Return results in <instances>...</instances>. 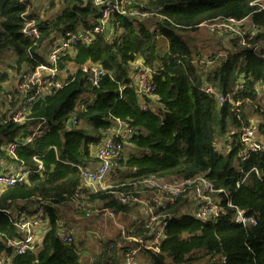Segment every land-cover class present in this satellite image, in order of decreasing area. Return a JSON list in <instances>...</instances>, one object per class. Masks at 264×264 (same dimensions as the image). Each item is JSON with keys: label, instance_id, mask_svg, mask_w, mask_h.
Here are the masks:
<instances>
[{"label": "trees", "instance_id": "obj_1", "mask_svg": "<svg viewBox=\"0 0 264 264\" xmlns=\"http://www.w3.org/2000/svg\"><path fill=\"white\" fill-rule=\"evenodd\" d=\"M20 1L0 0V54L13 51L12 75L32 69L38 51L55 36L76 27L93 29L97 24L98 9L84 0H61V12L48 19L30 9L29 17L35 19L40 32L33 46L20 33V15L24 11ZM252 1L128 0V8H138L152 16L113 17L108 36L96 35L89 44L78 42L71 54L62 57L56 77L61 87L35 101L23 125L7 120L6 114L0 119V165L3 161L17 162L33 171L38 162L41 164L40 172L0 192L3 264H84L64 207L86 219L89 217L84 211L75 208L76 203L86 202L122 218L133 212L134 206L118 201L120 192L145 190L146 198L152 200L144 184L146 179L198 176L221 190L216 196L222 198L224 214L205 220L194 218L185 212L191 208L187 193L160 203L158 213L171 215L165 237L157 252L141 250L138 264H219V257L224 264H264V148L244 160L240 157L243 127L254 123L259 139L264 141V58L254 51L256 45L264 43V10L252 12ZM52 4L44 12H50ZM229 17L248 18L244 45L239 44V38L221 36L225 41L219 47L220 55L190 47L187 40H194L192 34L199 32L198 24ZM84 67L101 68L105 75L92 85ZM139 68L150 70L155 87L151 95L141 98L136 94L134 78ZM11 76L0 74V96ZM205 85L223 96L221 105L213 95L204 93ZM141 101L148 104L147 111L140 107ZM154 104L161 106L158 113L151 108ZM117 121L134 128L125 145L131 153L115 160L112 188L80 199L84 186L78 167L95 163L96 142L109 136ZM42 122L45 134L31 143H19L14 158L10 157L6 145L31 135ZM242 178L244 183L237 187ZM227 201L232 207H227ZM38 207L43 211L42 220L47 222V232L37 251L16 255L8 247V240L22 239L24 234L4 212L12 217L20 211L33 216ZM235 209L242 210L255 223H235ZM58 220L63 222L62 227H58ZM119 222L120 227L127 224L126 229L123 226L125 235L120 230L101 240L92 264H124V253L135 246L128 239L149 238L141 216H124ZM58 230L71 232L73 241L62 244L57 238Z\"/></svg>", "mask_w": 264, "mask_h": 264}, {"label": "built area", "instance_id": "obj_2", "mask_svg": "<svg viewBox=\"0 0 264 264\" xmlns=\"http://www.w3.org/2000/svg\"><path fill=\"white\" fill-rule=\"evenodd\" d=\"M39 0H21L20 3L24 7L21 13V35L32 41L33 46L40 37L39 29L36 25L35 19L29 17V11ZM91 3L93 7L98 9L97 24L93 29H83L76 27L73 30H66L63 33L55 36L43 50L38 51V58L34 59L35 66L32 69H22L20 73L13 74L15 82L6 83L4 85L5 92L0 96V119H3L6 114L7 120L23 125L26 121V116L30 110L31 105L45 96L51 94L53 91L59 89L61 84L56 80L59 75V62L65 54H71L74 51L78 42L89 44L96 35H109V24L114 20L116 15L119 17H140L147 18L151 14L141 13L138 8H128V0H84ZM254 8L252 12H259L264 10V0H254L249 4ZM248 22V18H215L213 20L205 21L196 26L199 32H206L218 37L226 36L232 38H239V44L244 45V36L247 35L248 29L244 23ZM249 24V23H248ZM262 44V43H260ZM260 44L256 45L254 51L262 55L264 58V49L260 48ZM264 45V43H263ZM47 48V51L44 50ZM218 55L221 54L219 51ZM206 63L207 60L205 61ZM84 71L90 73V81L92 85H97L99 79L105 75V71L101 68L91 67ZM150 70L148 68H139L135 73L136 80V94L139 98L145 95H151L155 87L150 81ZM237 89H240L238 85ZM17 92L13 97L10 92ZM204 93L213 95L214 99L219 105L224 102L223 96L213 87L204 86ZM4 105V108H2ZM238 105V103H237ZM140 107L147 111L149 106L144 101L140 102ZM70 121H68L69 124ZM74 124V121H71ZM44 123L36 125L32 129V134L26 138H17L15 142L8 143L5 147L7 154L14 158V151L19 143H31L39 136L45 134L43 128ZM134 128L128 123L117 121L111 134L105 138L98 140L94 146L95 163L86 167H78L82 184L84 186L83 193L79 194V198H85L88 193H96L100 190H109L111 186L105 185L109 178H113L116 174L115 160L119 159L125 153V145L132 137ZM240 157L242 160L246 159L249 154L263 150L264 141L259 139L255 124L249 123L248 126L242 128L240 133ZM37 160V158H35ZM2 160H0L1 162ZM38 161V160H37ZM11 170H4L0 172V192L6 187L14 186L15 184L23 182L29 174L41 171V164L38 162L37 170H30L23 166L22 163L13 162ZM257 177L258 172L252 169ZM250 171V172H251ZM245 181L242 178L237 182L236 186L240 187ZM147 189L152 193V200L149 198L139 197L136 194L127 192H120L117 196L118 201L122 203H129L132 205H139L140 210L145 221V228L148 230L149 238L142 239H128V241L135 244L134 248L128 249L123 256L124 264H136V254L141 250L158 251V247L165 237L167 222L170 219V214L161 215L158 213L160 203L164 201H172L187 193L191 200V208L185 212H189L194 218L205 220L216 218L224 214V209L221 207L222 198L217 197V193H222L213 187L211 182L201 176L191 179H159L149 178L144 181ZM139 191V190H138ZM145 191V190H140ZM146 192V191H145ZM109 193H111L109 191ZM227 207H232L231 203L227 201ZM75 208L82 209L86 217H91L96 214H105L109 218L115 217L113 211L107 208H93V205L86 202L76 203ZM4 215L9 219L11 224L24 234L22 239L8 240V247H10L14 254L21 255L26 252H35L39 249L42 241L40 229L43 225L47 226V222L42 220L43 211L40 207L36 210L33 216H29L26 212L20 211L10 215L8 211ZM233 220L235 223L247 226L255 223L254 219L247 217L240 209H235L233 213ZM58 227L63 226L61 220L57 221ZM123 235H125L124 228L120 227ZM58 240L64 244L69 245L72 241V233H64L61 230L57 231ZM112 248V244L108 245V249ZM219 264H224V259H218ZM0 264H3L0 261Z\"/></svg>", "mask_w": 264, "mask_h": 264}, {"label": "rangeland", "instance_id": "obj_3", "mask_svg": "<svg viewBox=\"0 0 264 264\" xmlns=\"http://www.w3.org/2000/svg\"><path fill=\"white\" fill-rule=\"evenodd\" d=\"M53 3L50 7L51 11L45 13L46 19L53 17V15H56L57 13L61 12L62 6H61V0H53ZM244 25L248 28L249 24L248 22H245ZM152 27V26H150ZM132 28H134L132 26ZM188 38L189 33L185 34ZM193 36L197 35V31L195 34H192ZM188 44L191 46L196 47V51L203 49L202 46L199 44V42L196 40V37L194 40L188 39ZM260 48L264 49L263 43L259 45ZM204 54V52H202ZM218 53V52H217ZM216 53V54H217ZM218 55V54H217ZM15 64V56L12 50L8 49L3 51L0 54V74L1 75H12L10 67ZM11 81L7 83H13L15 82L14 78L11 76ZM151 108L156 113L159 112V109L161 106L159 104L151 105ZM221 144V141L218 143V145ZM127 153V154H126ZM131 153V150L129 148H125V154L128 155ZM7 164V163H3ZM2 164V166H3ZM8 166V165H7ZM2 168V167H1ZM0 168V170H1ZM113 178H110L106 181V185H109ZM152 192V191H150ZM152 194V193H151ZM191 207V205H190ZM64 210L66 212L65 216L67 218V221L69 222V229L74 235L75 245L76 248L80 254V258L84 264H92L93 255H96L99 251L98 244L101 240H107L111 238L112 236L116 235L121 228L120 225L117 223L118 219L116 218H109L105 214H101L99 216L89 217V218H82L78 213H75L70 207L66 206L64 207ZM135 215L137 216L138 213L136 212ZM126 225H124L126 229ZM123 228V227H122ZM47 226L43 225V227L40 230L41 234H45L47 232ZM124 229V230H125ZM136 264H138V261L140 260V253L136 254ZM202 263V262H199Z\"/></svg>", "mask_w": 264, "mask_h": 264}, {"label": "crops", "instance_id": "obj_4", "mask_svg": "<svg viewBox=\"0 0 264 264\" xmlns=\"http://www.w3.org/2000/svg\"><path fill=\"white\" fill-rule=\"evenodd\" d=\"M51 1L53 2V0H39L36 3V5H34L33 8H32L33 9V13L35 15L39 16L40 18L45 19L44 17H45V13L46 12H44V11L46 9H48V7L51 4ZM195 37H196V40L199 42V44L202 46L203 50L206 51V52H211V53H213V52H219L218 51L219 50V47L225 41L221 37L213 36L212 34H209V33H206V32H197V35L194 36L193 39ZM47 48H48V46L46 47V49L44 50V52L47 51ZM126 154L124 153V155H126ZM3 163H7V164H3ZM3 163H2L3 166H2V164L0 165V168L2 167L1 170H0V172L1 171H4V170H11L12 169L11 167H12L13 164L11 162H4L3 161ZM107 186H111V185L109 184ZM134 194L138 195L139 197H143V198H145L147 196V192H145V191H136ZM96 204L100 205L99 202H96ZM133 206H134L133 212H128V213H126V215H122V218L125 216V217H130L132 219V218H134L136 216L135 213L137 212L138 215L141 216L144 219V217L142 215V211L139 208V205L137 204V205H133ZM96 216H99V214L96 215ZM115 218H116V220H117V218H119L118 221H117V223L119 225H121L120 222H119L120 220H122L121 215L120 214L119 215H115ZM126 221H127V219H126ZM124 225H126V224H123V226ZM123 226H121V227H123ZM98 246H99V244H98Z\"/></svg>", "mask_w": 264, "mask_h": 264}, {"label": "bare ground", "instance_id": "obj_5", "mask_svg": "<svg viewBox=\"0 0 264 264\" xmlns=\"http://www.w3.org/2000/svg\"><path fill=\"white\" fill-rule=\"evenodd\" d=\"M138 184H135V186H137Z\"/></svg>", "mask_w": 264, "mask_h": 264}]
</instances>
